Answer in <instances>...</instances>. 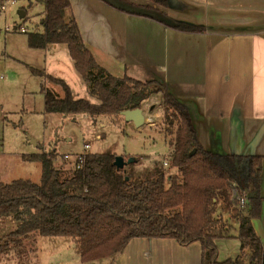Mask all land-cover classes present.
<instances>
[{
	"label": "trees",
	"instance_id": "16d2710c",
	"mask_svg": "<svg viewBox=\"0 0 264 264\" xmlns=\"http://www.w3.org/2000/svg\"><path fill=\"white\" fill-rule=\"evenodd\" d=\"M100 1L127 13H150V18L179 31H207L205 26L172 19L149 4ZM149 1L169 7L167 0ZM39 2L45 6L44 32L29 33V47L44 50L49 45H67L75 70L98 99L97 103L76 99L64 80L31 67L34 75L62 87L65 93L60 98L44 83L45 112L65 117L122 116L161 95L174 152L166 164L168 169L157 166L148 178L128 172L126 167L118 169L116 155L88 153L83 167L73 165L67 178L56 165L54 153L23 156L25 161L41 165L42 177L39 183L18 179L6 184L0 172V220L11 218L19 223L14 232L0 239V255L22 249L35 236L67 237L76 244L81 261L93 263L116 259L135 238L174 239L182 245L199 242L202 264H243L241 259L220 261L217 246L218 240L231 238L232 230L222 216L217 217V206L223 203L233 209L235 186L247 200L241 211L233 210L240 222L241 250L251 251V264H264V246L252 223L262 210L263 158L206 150L190 109L168 84L106 74L83 40L71 0Z\"/></svg>",
	"mask_w": 264,
	"mask_h": 264
},
{
	"label": "crops",
	"instance_id": "0c3cea01",
	"mask_svg": "<svg viewBox=\"0 0 264 264\" xmlns=\"http://www.w3.org/2000/svg\"><path fill=\"white\" fill-rule=\"evenodd\" d=\"M71 3L83 40L106 74L168 84L190 109L206 150L263 158L262 210L252 223L264 246V0H174L169 17L205 26L203 33L179 31L141 11L127 13L100 0ZM17 9L27 17L23 7ZM44 50L55 57L68 48ZM219 205L224 220L240 227L233 209ZM239 241L238 236L218 240L219 260L251 264L248 249L221 258L220 242L236 247ZM111 264H202V246L135 238Z\"/></svg>",
	"mask_w": 264,
	"mask_h": 264
},
{
	"label": "rangeland",
	"instance_id": "374dc122",
	"mask_svg": "<svg viewBox=\"0 0 264 264\" xmlns=\"http://www.w3.org/2000/svg\"><path fill=\"white\" fill-rule=\"evenodd\" d=\"M130 1L149 4L168 14L167 7L155 2ZM31 2V7H28V0L17 6L27 12V17L23 19L19 17L17 8L8 12L0 8V172L3 182L29 179L39 183L41 165L25 161L23 156L45 152L55 154L56 165L62 169L63 178H67L78 156L84 153L85 145H90L91 154L116 155L126 161L134 158L136 162L126 166L127 171H133L142 178L152 177L157 166L170 163L174 152V147L170 145L174 137L168 134L164 124L161 95L153 96L144 103L142 109L146 122L141 127L128 122L123 116L65 117L47 114L42 92L44 79L34 75L31 67L46 73L45 68H48L51 76L64 80L71 87L76 99L93 103H97L98 99L91 95L89 86L75 70L68 51L53 57L45 50L40 52L29 47L28 34L43 33L42 21L45 18V6L37 0ZM74 10L72 5L75 16ZM20 27L26 28L27 33L20 32ZM45 86L60 98L65 96L62 87L49 81ZM66 155L70 157L68 160ZM168 167L166 165L165 168ZM219 206L217 217L221 216ZM224 207L226 211L230 209L225 204ZM232 224L234 228L229 224L232 227L230 239L239 235V226L236 222ZM18 226L19 223L11 218L0 220V239L14 232ZM234 243L220 242L221 258H226L227 252L231 254L241 248L240 244L235 247ZM111 261L103 259L83 263L76 244L67 237L35 236L22 249L0 255V264H111Z\"/></svg>",
	"mask_w": 264,
	"mask_h": 264
},
{
	"label": "built area",
	"instance_id": "2783aa9c",
	"mask_svg": "<svg viewBox=\"0 0 264 264\" xmlns=\"http://www.w3.org/2000/svg\"><path fill=\"white\" fill-rule=\"evenodd\" d=\"M23 0H0V8L3 12L11 11L12 9L17 8L18 4L22 2ZM31 1V0H28ZM39 1V0H37ZM46 16V13H45ZM20 32L27 33V29L24 27H20ZM90 145H85L84 147V153L79 155L77 158V161L75 163L77 169H80L83 167L86 161V156L90 152ZM70 157L68 155L65 156V159L68 160ZM232 194H233V210L241 211L244 206L247 203L246 198L240 196L235 186L232 188Z\"/></svg>",
	"mask_w": 264,
	"mask_h": 264
},
{
	"label": "water",
	"instance_id": "95a60500",
	"mask_svg": "<svg viewBox=\"0 0 264 264\" xmlns=\"http://www.w3.org/2000/svg\"><path fill=\"white\" fill-rule=\"evenodd\" d=\"M174 0H170V4L173 3ZM145 15L151 16L150 13H144ZM19 15L21 18H24L25 12L20 11ZM128 122H133L137 127H141L146 122V116L143 109H136V110H127L122 112L121 114ZM196 152V151H194ZM136 162V159L130 158L128 161H126L123 157L117 156L114 162V165L118 169H123L129 164H132ZM128 179V178H127Z\"/></svg>",
	"mask_w": 264,
	"mask_h": 264
},
{
	"label": "flooded vegetation",
	"instance_id": "af4514ba",
	"mask_svg": "<svg viewBox=\"0 0 264 264\" xmlns=\"http://www.w3.org/2000/svg\"><path fill=\"white\" fill-rule=\"evenodd\" d=\"M167 3H168L169 6L172 5V3L170 4V0H167Z\"/></svg>",
	"mask_w": 264,
	"mask_h": 264
}]
</instances>
